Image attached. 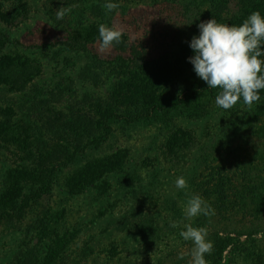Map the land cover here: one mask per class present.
<instances>
[{
    "label": "rangeland",
    "instance_id": "obj_1",
    "mask_svg": "<svg viewBox=\"0 0 264 264\" xmlns=\"http://www.w3.org/2000/svg\"><path fill=\"white\" fill-rule=\"evenodd\" d=\"M175 1L119 0L123 6L141 8L144 18H150L153 11L161 14L156 26L152 27L154 19L150 18L141 25V33L133 27L128 31L130 38L140 35L139 43L148 37L137 54L154 56L161 45L177 51L180 40L188 34L197 35L198 23L186 8L188 1L197 4L198 0ZM14 2L18 12L6 15ZM20 2L24 0H0V189L12 185L22 189L15 195L13 215L0 218V264H155L174 248H182L183 238L178 235L185 223L200 227L195 222L198 217L185 219L183 207L190 194H185L187 189H177L175 180L184 176L189 185L190 173L205 146L211 147L212 154L203 169L207 173L204 180L219 184L220 176L226 175L227 184H231L229 203L206 200L216 213L206 226L207 239L227 243L220 264H264V186H257L262 173L258 170L264 167V128L248 131L251 139L241 147L238 159L230 153L221 156L228 152V141L217 139L229 122H242L258 106H264V90L261 102L251 109L243 105L242 98L230 110L217 107L218 90L212 94L200 88L206 82L185 65L188 50L164 62L112 65L104 61L97 67L83 52L60 45L48 47L39 38L34 41L39 26L51 24V20L41 6L31 8L27 2L24 8ZM190 6L193 9L195 5ZM252 11L264 16V0L253 2L248 15ZM248 15L230 10L225 24L239 25ZM205 16L211 17L209 11ZM178 21L187 34L175 38L172 29ZM54 30L61 33L59 27ZM152 32L162 36L153 39L149 36ZM137 65L138 77L133 74ZM193 82L199 85L198 95L185 97L172 119L165 121L162 116L130 126L110 120L105 126L97 122H102L106 109L124 108L122 101L133 83L134 93L153 91L159 101H166L183 96ZM80 118L85 119L86 127L70 125ZM26 123L45 128L49 142L64 146L65 140H87V132L107 134L100 144L78 149L73 160L68 158V164L56 173L47 171L46 178H54L51 186H44L42 197L22 199L41 177L33 170L36 163L29 152L37 156V151L21 143L32 135L29 129L23 131ZM174 132L181 139L169 148V136ZM61 157L65 162L64 155ZM104 160L113 167L94 175L87 171ZM53 161L46 153L40 166ZM25 167L28 171L23 176L18 171ZM136 218L162 225L154 241L137 244L136 239H130L137 233H132ZM170 221L179 222L180 227H170ZM224 226L226 232L219 231ZM168 262L162 264H171Z\"/></svg>",
    "mask_w": 264,
    "mask_h": 264
},
{
    "label": "trees",
    "instance_id": "obj_2",
    "mask_svg": "<svg viewBox=\"0 0 264 264\" xmlns=\"http://www.w3.org/2000/svg\"><path fill=\"white\" fill-rule=\"evenodd\" d=\"M172 1L174 2V0ZM177 1L179 2V0H176L175 3ZM255 1L256 0H198L197 4L195 2L191 3L195 5L193 8L195 9V11L191 8V4L188 1L186 12L192 15V19H195L198 24L211 18L217 21L225 20L220 21L221 23H225L230 10L231 12H235L236 14L239 12L246 16L252 8V3ZM27 2L28 6L30 5L31 8L41 6L49 16L51 25H53L50 26L48 23H46V26L40 25V29L38 28L37 30L39 36L35 37L34 41H37L39 38L42 40V43L48 47L60 45L65 50L75 49L78 50V52H83L84 54L90 56L92 63L96 64L97 67L100 62L103 63L104 61H107L112 65L113 63H121V65H123L128 61H140L142 63H152L153 61L164 62L169 56H173L176 58L187 50V57L193 55V52L188 43L193 36L192 34H188V36H185V38L180 40L177 51H170L168 47H166L168 45H161V47L159 48L160 50L154 56L146 57L142 53L137 54V48H139L140 45L146 44L149 41L148 37L142 38V43H139L140 35H138L137 38H130V36L128 35V31L133 27L139 30L138 32L141 33V25L146 24V20L151 19H154L152 21V27L156 26L159 23L161 17L159 11L157 14H155V12L153 11L150 19L148 17L144 18L140 16L142 15L143 11L141 8L133 9L129 6H123L121 3H119V0H24V2H20V5L25 8ZM106 2L117 3L119 4V7L114 9L110 13H106L105 8L103 7ZM96 4L97 7H95ZM13 5L15 7V2ZM62 6L70 7L72 11L68 15H66L63 20H57L56 11ZM14 7L11 12L7 13L6 15L11 16L18 12V10L16 9L17 7ZM207 11H209L211 17L205 16ZM199 19H201V21ZM101 23L108 24L109 26L115 24L125 29L124 35L122 36V42L120 44H114L111 49L106 52H101L99 50L98 28L99 24ZM176 23L178 25L172 29V34L174 35V37L180 38V35L187 34V30H184V32H182L183 28L181 26V23L179 21ZM54 26L56 28L59 27L61 33H55ZM156 35V32H152L149 34V36L153 39L162 36L161 33L158 34L159 36ZM197 35H199V32H197ZM166 37L167 36H165V38ZM2 39L3 41H6L7 35H4ZM71 43H73V45ZM185 65L188 68L193 67V65L189 61L185 62ZM139 67V65L135 66V70L137 71H135V73L133 74L136 77L139 76ZM101 68L102 66H100L95 72H98ZM150 75L153 79L152 72ZM133 86H135L134 83L132 84V88L128 89V92H126L127 94H129V96L126 95L124 102L122 101V106H124V108H122V110H110V108L106 109L107 113L106 115H103L102 122H99L97 120V122L100 123L99 125L105 126L104 123L109 120L114 124H127L130 126L135 124L136 122L150 123L156 118H160L162 116L166 117L165 121L172 119L176 111L179 109V105L183 104L182 102L185 100L184 98L187 97L188 99H192V97L198 95L197 93L199 90L198 83L193 82L192 84L186 86V89L183 92L184 95L180 98L170 97L166 101H159L157 98L158 96L155 93L153 94V91L152 93L150 92L147 95L142 93H134ZM204 87L206 90H211L210 93L212 94H214L218 90L208 88L207 84L200 86V88L202 89ZM151 97H153V99H151ZM114 119L117 121L114 122ZM70 125H72V127L75 125V129H79L83 128L84 125L86 127V121L84 118H80L76 121V123L75 120L72 121ZM26 127L27 128H24L23 131L27 132L29 129L32 135L22 138L21 143L22 145H25L26 147H32L37 151V156H35L34 153L29 150V152L33 154V163H36V168L33 170L41 174V177H38L36 180L37 186L29 188L26 192L23 193L22 199H26L32 195H34V199L42 197L44 193H46L43 190L44 186H46V184L47 186H51L54 178V176L52 179L51 177L50 179L46 178L45 173L47 171H50L52 174L56 173L58 170H60V166L68 164V158L70 159L69 161L73 160L74 156L78 153V149L83 150L88 144L91 143L94 145L100 144L101 141H103L105 138L103 135L107 134H102L101 131L97 134L93 132H87V140L78 141L75 138V142L65 140L66 144L64 146L60 143L54 144L53 142H49L47 140L48 138H46V130H44L45 128L42 129V127L37 124L35 125V127H32L30 124L26 123ZM91 127L93 129L94 124ZM249 127L251 128L249 129ZM261 127L264 128V106H258L257 109L251 112V114H249L247 117H245L242 122H229L226 128L220 133L219 136H217V139L221 143L228 141L226 147V149H228V152H222L221 156L225 155V157H227V155H229L230 153L231 155H237L236 158L238 159V154L240 153L241 147H244V144H247L251 139L248 136V131L258 130ZM86 130L91 131V129L88 127L86 128ZM169 137V142L167 144L168 147L169 145L171 147L176 140L181 139V136L179 138L176 132L171 134ZM38 149L42 150L43 152L41 151L42 153L40 154V151H38ZM168 150L169 149H167V151ZM211 150V147L205 146L203 148L200 158L197 160V164L194 166L195 169H193L190 173L189 185L185 194H199L205 200L211 199V204L215 202L219 203V201L229 203L231 201L229 195L231 184H227L230 182L229 177H227L226 175H221V183L219 184H212L211 182L204 180V178L207 177V173L203 171V169L206 168V165L210 161L209 156L212 154ZM46 153L50 155L51 158L54 157V161L52 162V164H49L47 166L46 164L45 166H40L41 158L43 156L44 158H46ZM61 155H64V157L66 158L65 162L61 161L62 159H64L61 157ZM91 163L88 164L92 165ZM102 164H105V167L100 168ZM85 165L83 166V169L86 168ZM90 167L91 168L87 169V171L91 175H94V173L97 171L98 173H101V170L110 169L111 167H113V164L104 160L99 164H94V166ZM25 171H28V168L25 167L23 169H20V171L18 172L24 176ZM258 172L262 173L259 177L260 180L257 186H264V167L259 169ZM20 190L22 191V189H19L13 185L6 186V188L0 189V218L3 216H8L10 214L13 215L14 210L12 207L14 204V199L16 198L15 195L18 194V191ZM211 218L201 215L198 217V219L195 220V222L198 223L200 227H206ZM136 220V231H132V233H137H134L132 236H130L131 240L136 239L137 244H142L145 242L154 241V239L158 237L159 229L162 227L161 224L155 222V220L152 219L141 220L140 218H136ZM134 223L135 222L132 220V225H134ZM181 230L183 229L180 228V231ZM219 231L226 232V226L219 228ZM178 237H180V235H178ZM184 244H187L188 246L184 248ZM213 244L214 248L212 253L210 255L206 254L205 259L208 264H220V261L223 257V252L226 250L227 243L224 241H217ZM192 247L193 245L190 241L183 240L182 248H174L165 256L158 259L155 264H162L166 261H170L171 264H187L191 259L189 255H185L184 259H179L178 256L182 252L188 253Z\"/></svg>",
    "mask_w": 264,
    "mask_h": 264
},
{
    "label": "clouds",
    "instance_id": "obj_3",
    "mask_svg": "<svg viewBox=\"0 0 264 264\" xmlns=\"http://www.w3.org/2000/svg\"><path fill=\"white\" fill-rule=\"evenodd\" d=\"M103 7L106 13L112 12L119 4L106 2ZM72 9L60 7L56 19L63 20ZM50 26H53L49 24ZM199 35L191 37L189 47L193 55L188 61L193 65L195 74L206 82L210 89H218L215 105L230 110L242 102L246 108L261 102V91L264 90V16L259 11H252L239 25L220 23L211 18L197 25ZM125 29L121 26L101 23L98 28L99 50L106 52L114 44L122 42ZM177 189L186 190L188 181L184 176L175 180ZM186 220L196 217L211 218L215 209L201 195L188 196L183 207ZM170 227H180L179 222L170 221ZM184 241H190L193 247L188 253L190 264H208L205 255H210L214 244L208 240L209 229L185 223L179 233Z\"/></svg>",
    "mask_w": 264,
    "mask_h": 264
}]
</instances>
